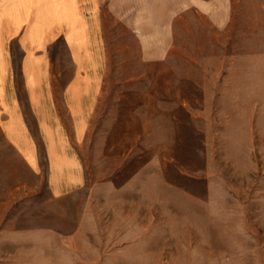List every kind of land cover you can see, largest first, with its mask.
Returning <instances> with one entry per match:
<instances>
[{
    "label": "rangeland",
    "instance_id": "obj_1",
    "mask_svg": "<svg viewBox=\"0 0 264 264\" xmlns=\"http://www.w3.org/2000/svg\"><path fill=\"white\" fill-rule=\"evenodd\" d=\"M231 2L225 24L177 16L149 63L108 13L75 192L55 197L0 129V264H264V0Z\"/></svg>",
    "mask_w": 264,
    "mask_h": 264
},
{
    "label": "crops",
    "instance_id": "obj_2",
    "mask_svg": "<svg viewBox=\"0 0 264 264\" xmlns=\"http://www.w3.org/2000/svg\"><path fill=\"white\" fill-rule=\"evenodd\" d=\"M231 0H0V129L55 197L87 183L80 147L97 116L109 68V14L145 62L168 57L189 9L225 24Z\"/></svg>",
    "mask_w": 264,
    "mask_h": 264
}]
</instances>
